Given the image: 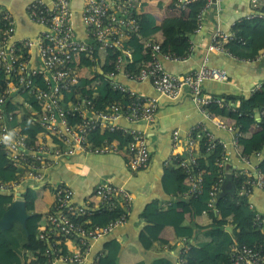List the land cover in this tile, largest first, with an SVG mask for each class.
<instances>
[{
  "label": "built area",
  "instance_id": "obj_1",
  "mask_svg": "<svg viewBox=\"0 0 264 264\" xmlns=\"http://www.w3.org/2000/svg\"><path fill=\"white\" fill-rule=\"evenodd\" d=\"M197 1L177 0L175 6L183 9ZM221 2L206 0L197 15L195 34L203 30L206 12L212 5L220 8ZM139 12L140 0H87L82 9L86 37L80 38L74 25L71 0H34L28 6V15L43 27L41 34L37 39L14 42L15 21L9 11H4V28L0 36V70L6 78L0 92V151L4 152L12 165L25 171H19L12 181H0V193L10 192L17 197L27 185H44L50 170L61 160L81 153L109 154L125 150L133 171L147 168L152 158L148 136L146 131L136 125L155 120L159 96L176 100L187 91L206 122H199L193 127L185 140L179 129L172 133L173 149L166 163L169 165L171 161H178L187 173L190 189L182 197L187 199L198 196L203 190V171L198 168L196 154L198 139L195 132L199 130L204 132L209 141L208 149L219 147L222 150V156L217 160L222 176L219 184L210 191L212 199L209 207L217 209V195L228 171L234 173V179L242 178L236 194L245 198L250 208L255 207L251 196L257 188L264 190V173L258 169V164H253V157L241 153L239 139L243 132L240 128L216 117L209 108L215 104L221 109L237 111L235 103L230 105L225 99L208 94L205 89L208 81H229L228 71L211 65L210 56H205L195 70L182 74L170 72L164 61H184L187 57L165 53L161 44L151 42L147 44L150 61L137 74L127 71L124 61L131 56V50L124 48V43L133 35L141 37ZM257 15L262 16V13L256 12L246 18L251 19ZM234 38L233 31H217L209 49L225 52L239 61H249L234 56L223 46V42ZM32 47L37 48L36 60L32 59L31 52L23 56L26 49L31 51ZM115 49L120 50L121 54L115 61L114 69L104 73L103 65L108 53ZM263 59L264 50L253 61ZM86 60L89 64H86ZM82 71L89 80L98 77L97 72L104 74L112 80V89L127 94L129 101L100 109L91 96L80 97L75 103L68 100L67 93L79 83ZM120 76L129 82L149 81L158 96L138 91L120 81ZM98 79L95 85L100 81ZM261 89H264V80L256 85L254 92ZM22 94L34 96L35 102L19 103L17 97ZM76 119H81L77 125ZM25 120H28V126L39 124L47 133L30 135L28 127H23ZM120 120L127 121L130 126L120 124ZM208 122L219 130L227 131L231 135L230 140L218 138ZM105 129L128 137V142L123 148L116 139H105L100 145H94L89 134ZM229 148L241 163L234 169L227 164ZM261 154L258 152L254 156L260 157ZM54 193L55 201L47 212L46 225L39 229L35 237L42 251L38 250L40 252L37 254L34 250L27 251L31 260L37 259L41 264H84L94 242L110 235L127 220L134 199L124 186L105 181L99 182L94 189L96 202H76L74 189L63 181L55 183ZM118 205L122 206L123 211L115 219L106 225L91 224V216L95 212L112 210ZM206 212L203 211V214ZM73 216H89L90 219L77 222ZM256 221L262 226L264 217L257 213ZM181 240L176 252L179 263L186 264L183 254L190 249L192 239L182 237ZM100 257L101 254L92 264H99ZM231 264H264V244L235 243L231 250Z\"/></svg>",
  "mask_w": 264,
  "mask_h": 264
},
{
  "label": "trees",
  "instance_id": "obj_2",
  "mask_svg": "<svg viewBox=\"0 0 264 264\" xmlns=\"http://www.w3.org/2000/svg\"><path fill=\"white\" fill-rule=\"evenodd\" d=\"M204 4H206V0H199L191 4L189 7L191 14L187 19L182 17L166 19L163 22L162 37L156 41L148 42L146 39L133 35L129 41L124 43V48L131 50V56L124 61L125 69L134 74L139 73L140 69L151 59L147 49V44L150 42L161 44L165 53L187 57V50L192 43L191 36L195 34V28L197 27V15ZM3 13L4 11L0 10V36L1 30L4 28ZM261 13L262 16L257 15L251 19L245 18L236 22L233 26L232 31L235 34V38L228 42H223V46L234 56L253 61L264 50V9H261ZM138 19L142 29L157 24L154 15L143 10L139 12ZM179 48H183L185 51L179 52L177 50ZM27 53L25 51L23 56ZM119 54H121V51L118 49L108 53L106 63L103 65L104 73H109L114 69V64ZM85 62L89 64L88 60ZM83 74L84 71H82L79 83L71 87L67 93L68 100H72L75 103L80 97L91 96L100 109H107L114 103L121 102L125 104L129 101L127 94L112 89V80L104 74L96 73L100 81L92 88L87 87L92 80L87 79ZM5 78L6 75L0 70V92L5 84ZM261 91H264V89H261ZM215 96L225 99L230 105L232 102H238L235 104L237 111H233L231 108L221 109L215 104H212L209 108L216 117L227 124L236 125L243 132V136L239 139L241 153L250 158L258 152L262 153L264 149V125L259 124V128L254 129L253 124L256 123V113L264 111V99L253 101V99H247L242 95L231 94ZM17 101L19 103H33L35 102V97L29 94H22L17 97ZM80 122L81 119H76V125ZM22 124L25 129L28 127L30 135L37 132L47 133L45 128L39 124L28 126V120H25ZM118 135L120 134L110 132L107 129L103 131L97 130L89 134V139L94 142V145H100L105 139L111 141L116 139ZM124 137L123 144L125 146L126 142H128V137ZM195 137L198 139L196 152L198 168L203 171L202 193L198 196L187 198L190 208L189 212L182 210L178 206V202H168L163 207L158 200L148 203L141 213L142 218L147 222L144 228L146 231L144 232L150 237H160L163 229L166 226H171L176 237L192 239V242L189 243L191 244L190 249L183 254L186 264H231V250L235 243L247 245L264 244V224L261 226L256 221L257 213H260L262 217H264V214L255 207L250 208L246 204L245 198L239 197L237 194L234 197L230 195L223 197L216 204V210L209 207V202L212 199L210 191L219 184L222 176L217 163L218 158L222 156V150L219 147L217 149H208L209 141L204 132L197 130ZM121 146L123 148V145ZM258 165V169L264 173V155ZM19 171L24 172L25 170L12 165L7 160L4 152L0 151V181H12ZM241 179L235 178L236 187H239ZM163 187L168 195L176 194L180 197L190 189L187 173L182 169L178 161H171L166 168ZM35 188L37 187L30 186L29 191H23L28 212L32 214L27 221V229L30 236L27 235L24 227L19 222H15L10 229L6 230V236L2 235L0 229V235L6 239L9 249V253L0 251V264H41V261L37 259L31 260L27 253V251L33 250L36 254L40 252L38 250L42 248L35 241V237L39 229L46 225L47 213L43 214L35 211L32 202ZM28 194L31 196H27ZM12 201L13 196L9 192L0 193V218L9 208ZM206 210L211 217V223L203 226L197 223V218L201 217L203 211ZM122 211V206L118 205L112 210L105 209L101 213L95 212L91 216V224L106 225L119 216ZM229 215L232 216V224L234 226L232 231L227 230L225 227V222ZM73 218L77 222H85L90 219L89 216H73ZM29 239L30 244H28ZM64 250L67 251L66 249ZM121 251L122 246L119 241L116 239L108 240L104 245V253L101 254L99 264H120ZM136 264H146V262L143 258H140ZM152 264L176 263L167 256H160Z\"/></svg>",
  "mask_w": 264,
  "mask_h": 264
},
{
  "label": "crops",
  "instance_id": "obj_3",
  "mask_svg": "<svg viewBox=\"0 0 264 264\" xmlns=\"http://www.w3.org/2000/svg\"><path fill=\"white\" fill-rule=\"evenodd\" d=\"M34 0H0V10L9 11L15 21L14 42L27 39H37L43 27L32 21L28 15V6ZM87 0H71L74 25L80 38H85V27L82 23V9ZM175 0H140V11L150 13L156 18L155 26L142 29L141 39L149 41L158 40L162 37L163 22L166 19L182 17L189 18L191 10L187 8H178L175 6ZM264 9V0H222L220 8L215 6L206 12L204 28L200 33L194 34L192 43L187 50V58L184 61H164V65L170 72L186 73L199 68L205 56H210V64L228 71L229 81L205 83L206 92L210 95H242L253 101L264 99V91L256 90V85L264 80V59L257 61H239L229 56L225 52L210 50L213 35L219 31L229 33L234 24L245 19L248 15L261 12ZM32 59L37 58V48L32 47ZM184 52L183 48L177 49ZM127 85L141 91L147 95H157L149 81L129 82L124 77L118 78ZM93 82L89 88L94 87L99 80L97 76L92 78ZM240 100V99H239ZM238 100V101H239ZM238 102H235L237 104ZM260 114V116L258 115ZM264 111L257 112L255 115L256 123L254 129L259 128V124L264 125ZM206 122L204 116L194 105L191 95L185 91L183 95L176 99H170L167 96H159L158 111L153 122H140L136 127L146 131L149 146L152 152L150 165L145 169L133 171L129 165V158L125 150L118 153L93 154L81 153L71 158H64L55 168L51 169L48 175L47 184L53 185V200L48 203L49 210L53 207L55 201L54 185L56 182L63 181L72 186L75 191V201L96 202L93 195L96 185L101 182H113L114 184L124 186L133 195L132 209L127 220L110 235L94 242L91 252L84 264H92V261L104 253V245L108 240L116 239L121 243L122 251L120 255V264H136L140 258H143L146 264L160 257L167 256L176 264L179 263L177 248L181 238L175 236L171 226H166L160 234V237H150L145 234L147 222L142 218L141 213L146 205L154 200H158L161 206H166L168 202H178V206L185 212L190 208L187 199L178 195H168L163 187L165 170L168 167L166 163L172 152V133L179 129L183 140L189 131L199 122ZM120 124L129 127L130 124L125 120H120ZM208 125L218 138L229 141L231 135L227 131L217 129L212 123ZM124 136L118 135L117 143L124 146ZM122 148V146H121ZM232 149L228 150L227 164L231 169L241 165L239 159L233 154ZM264 155V149L260 157L253 156V164H259ZM236 156V157H235ZM30 185L25 186L23 191H29ZM27 196H31L28 194ZM251 202L255 208L264 214V190L255 189L251 196ZM48 210V211H49ZM47 211V212H48ZM197 223L203 226L211 223L209 212L202 214L197 218ZM226 229L233 228L232 220L225 222ZM178 238V239H177ZM0 251L9 253L6 239L0 235Z\"/></svg>",
  "mask_w": 264,
  "mask_h": 264
},
{
  "label": "water",
  "instance_id": "obj_4",
  "mask_svg": "<svg viewBox=\"0 0 264 264\" xmlns=\"http://www.w3.org/2000/svg\"><path fill=\"white\" fill-rule=\"evenodd\" d=\"M215 9V5L211 6V10ZM192 38L194 35L191 36ZM260 116V114H258ZM236 183L234 179V173L232 171H228L225 177V180L221 186V190L219 191L216 199V204L225 197L226 195H230L232 197L236 194ZM13 195V193H10ZM31 213L28 212L27 202L23 198L22 193H18L17 197L13 199L9 208L4 212L2 217L0 218V229L3 236H6V230L10 229L15 222H19L25 229L28 236L29 232L27 229V221L31 217ZM233 228H229L227 230L232 231ZM28 244H30V239L28 240Z\"/></svg>",
  "mask_w": 264,
  "mask_h": 264
},
{
  "label": "rangeland",
  "instance_id": "obj_5",
  "mask_svg": "<svg viewBox=\"0 0 264 264\" xmlns=\"http://www.w3.org/2000/svg\"><path fill=\"white\" fill-rule=\"evenodd\" d=\"M34 189L35 194H33L32 202L35 207V211L40 213H47L49 210L48 203H51L53 200V185L52 184H44ZM229 220H232V216H228ZM37 236V235H36ZM181 243V242H180Z\"/></svg>",
  "mask_w": 264,
  "mask_h": 264
},
{
  "label": "clouds",
  "instance_id": "obj_6",
  "mask_svg": "<svg viewBox=\"0 0 264 264\" xmlns=\"http://www.w3.org/2000/svg\"><path fill=\"white\" fill-rule=\"evenodd\" d=\"M9 193H10V192H9ZM10 195H11V194H10ZM22 195H23V191H22ZM12 196H13V199L16 198V197H14V194H13ZM23 198H24V197H23Z\"/></svg>",
  "mask_w": 264,
  "mask_h": 264
}]
</instances>
